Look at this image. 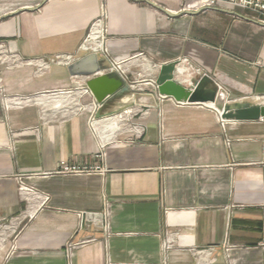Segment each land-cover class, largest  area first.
<instances>
[{
	"label": "crops",
	"instance_id": "crops-1",
	"mask_svg": "<svg viewBox=\"0 0 264 264\" xmlns=\"http://www.w3.org/2000/svg\"><path fill=\"white\" fill-rule=\"evenodd\" d=\"M10 1L0 10V41L15 54L0 49V264H264V119H222L148 82L175 62L179 83L206 75L223 102L264 104V25L198 0H47L16 15L27 0ZM103 10L128 78L110 73L129 90L104 104L114 115L90 122L86 77L48 61L74 53ZM62 161L105 171L55 174Z\"/></svg>",
	"mask_w": 264,
	"mask_h": 264
},
{
	"label": "water",
	"instance_id": "water-1",
	"mask_svg": "<svg viewBox=\"0 0 264 264\" xmlns=\"http://www.w3.org/2000/svg\"><path fill=\"white\" fill-rule=\"evenodd\" d=\"M46 1L47 0H41L33 6H21L13 10L11 14L16 15L20 11H36ZM162 10L171 16H177L182 12L178 11V13H173L165 8ZM7 15L9 14H3L0 19H3V17ZM105 63L103 58L92 52L78 57L75 61L65 66L70 76L80 75L87 77L84 83L90 91L91 97L99 104L95 114L98 118H105L114 114L112 111H103V106L108 98L116 94L122 95V93H127L129 90L125 82L113 73L107 72L93 75L105 70L107 68ZM176 70L177 65L175 62H168L160 65L154 78L158 94L165 97L169 96L179 103L185 102L189 104L201 103L212 105L220 111V117L222 119H232L236 121H255L256 119H264V104H253L243 100H225L223 102L216 88L211 86L212 80L208 79L206 75H202L195 79L190 86H186L175 79ZM92 75L93 77H90Z\"/></svg>",
	"mask_w": 264,
	"mask_h": 264
},
{
	"label": "built area",
	"instance_id": "built-area-1",
	"mask_svg": "<svg viewBox=\"0 0 264 264\" xmlns=\"http://www.w3.org/2000/svg\"><path fill=\"white\" fill-rule=\"evenodd\" d=\"M27 1H32V0H27ZM25 2L27 6L28 2ZM37 1V0H36ZM41 1V0H38ZM216 4H225L234 8H239L243 11H245L250 18L256 19L259 22H261L264 25V0H198L197 3L194 4L196 6V9L199 8H205L207 6H212ZM105 18H106V13L105 11H101L99 15L91 21V25L88 29L87 34L83 38L84 40L78 45L77 50L74 53H63V54H58L55 55L53 58H51L48 62H53L59 65H68L71 62L75 61L78 58L79 53H96L99 57L103 58L105 62L107 63V68L103 71H100L99 73H95L93 75L101 74V73H107V72H115L117 73L121 79L124 81L127 80L128 78V69L124 67V62L126 61L125 59L121 60H116L111 56V54L108 51L107 48V38H106V23H105ZM95 28H99V33L96 34L94 31ZM94 31V35H92V32ZM1 46V45H0ZM141 54V53H139ZM40 64L43 66H46L48 63L45 62L44 60H40ZM90 76V77H93ZM87 79V77H86ZM149 83H153L155 85V80L148 81ZM133 86V85H132ZM73 90V89H72ZM71 89H64V90H58L59 93L61 94H67L70 95L73 93ZM82 91L84 94H87L91 97V93L86 87L85 83L82 87ZM93 102V109L92 112L93 114L91 115L90 122L93 120L95 117V110L99 106L98 103L94 100L92 97ZM3 100H7V105L9 104L8 98H3ZM21 99L19 97L14 96L12 98V103L13 102H19ZM11 102V101H10ZM77 107L75 109L79 110L85 107V105H82L81 103H76ZM62 106V103H56L55 108H60ZM129 108V107H127ZM124 114H130L132 111L126 110L125 108L123 109ZM122 112V113H123ZM119 114V116H122L123 114ZM114 115V114H113ZM111 116V115H110ZM108 116V117H110ZM105 117V118H108ZM131 130H133V133H136L138 131V127L133 125L130 127ZM97 156H101L100 152L96 154ZM105 170L104 168L99 165H78L70 162H65L62 161L58 165V168L54 170L55 174H61V175H81V174H93V173H103ZM103 228L107 231L106 226ZM93 237H87L83 240L79 241H70L68 242L67 249H71L76 246H82L85 244V242L93 240ZM165 245V247H167Z\"/></svg>",
	"mask_w": 264,
	"mask_h": 264
},
{
	"label": "rangeland",
	"instance_id": "rangeland-1",
	"mask_svg": "<svg viewBox=\"0 0 264 264\" xmlns=\"http://www.w3.org/2000/svg\"><path fill=\"white\" fill-rule=\"evenodd\" d=\"M27 2H28L27 6H33V5L37 4V3H39L40 1H38V0L37 1L36 0H32V1H27ZM8 3L9 4L12 3L11 5H13L14 2L13 1H10V0H3L2 2H0V10H3L4 8L8 7L9 6ZM24 4H26V3H23V5ZM98 30H99V28H98ZM0 45H1L0 46V49L4 51V55H5L4 58H6V55H11L12 54V52L9 50L8 46L5 43H3L2 41H0ZM12 55H15V54H12ZM7 59L4 61L5 64H13L12 62L9 63V61ZM69 89L72 90V88H69ZM72 91H74V90H72ZM42 94L45 95L46 93H37L35 95H20V96H17V97H19V99H21L20 100L21 102L24 101V102H29V103H33V102L35 103V101L38 102L37 99H36L37 97H43ZM13 97L14 96L10 97V99H12ZM10 99L8 98L9 104H11L10 103V101H11ZM76 103H81L82 105H85L84 99L82 97H79L78 99H76L75 102H72L71 105L76 108L77 107ZM40 108H41V110H43V109H47L48 106L40 105ZM125 109L126 110H129V111H132V108L131 107L130 108L125 107ZM130 114H132V113H130ZM131 126H133V125H131ZM19 217L16 218V225H20L21 226V225H23L22 223H23V220L25 219V217H24L23 220H22V217H20V218Z\"/></svg>",
	"mask_w": 264,
	"mask_h": 264
},
{
	"label": "bare ground",
	"instance_id": "bare-ground-1",
	"mask_svg": "<svg viewBox=\"0 0 264 264\" xmlns=\"http://www.w3.org/2000/svg\"><path fill=\"white\" fill-rule=\"evenodd\" d=\"M95 32H96V34L97 33H99V30H98V28H95V30H94ZM94 31L92 32V35H94ZM184 72H186V70L184 69V68H181V70L179 69V74L180 73H184ZM40 98V97H39ZM41 101H45V100H41ZM59 100H55V102L57 103ZM60 102V101H59ZM11 104H12V102H10ZM19 102H13V104H18ZM116 126V125H115ZM115 126H111L110 127V129H111V132L113 133L114 131H115V129H117V127H115Z\"/></svg>",
	"mask_w": 264,
	"mask_h": 264
}]
</instances>
